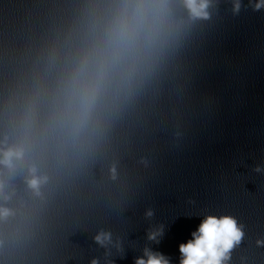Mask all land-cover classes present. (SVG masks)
<instances>
[{"label":"clouds","instance_id":"obj_1","mask_svg":"<svg viewBox=\"0 0 264 264\" xmlns=\"http://www.w3.org/2000/svg\"><path fill=\"white\" fill-rule=\"evenodd\" d=\"M130 12L126 19L121 21L112 37L111 43L116 48H122L134 43L136 37L141 33L150 35L154 6L163 3L164 0H128ZM184 6L193 19H207L209 13V0H184ZM264 7V0H258L254 10ZM240 9L239 0L234 5V12ZM92 93H85L81 97L82 117L86 118L93 103ZM26 156V149L22 143L8 145L0 144V168L14 170L19 162H23ZM260 171L259 168L256 169ZM48 177L39 174L35 166H29L26 184L28 188L39 196L41 186L47 183ZM5 183L0 180V199L8 201L11 194L6 192ZM12 214V210L0 204V219ZM153 213L149 210L148 216ZM162 235V233H160ZM158 233H149V240H157ZM192 239L179 245L181 259L179 264H226L230 259L232 250L240 244L244 237L243 226H238L237 220L231 216H207L204 218L198 229L192 234ZM97 243L103 245L111 240V234L100 232L94 238ZM159 241H157L158 243ZM258 246H264V240H257ZM92 264H97L96 260ZM135 264H171L169 258L163 253L145 249L144 254L135 259Z\"/></svg>","mask_w":264,"mask_h":264}]
</instances>
